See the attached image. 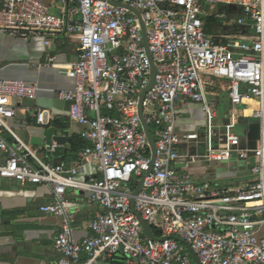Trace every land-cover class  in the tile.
Listing matches in <instances>:
<instances>
[{"label": "built area", "instance_id": "2783aa9c", "mask_svg": "<svg viewBox=\"0 0 264 264\" xmlns=\"http://www.w3.org/2000/svg\"><path fill=\"white\" fill-rule=\"evenodd\" d=\"M59 1L57 14L41 0H0V32L64 33L79 47L75 87L58 93L71 103L70 119L87 126L80 135L88 143L75 165L45 161L13 131L8 121L17 116L15 99L35 98L38 86L0 79V133L14 137L10 144L0 135L7 154L0 173L23 185L50 187L54 202L40 211L63 217L55 239L58 259L43 264H98L118 256L125 264H264V0ZM219 3L241 9L248 20L241 16L237 23L246 32L228 41L207 33L202 9ZM145 34L156 67L149 90ZM223 82L233 106L257 103L252 116L260 138L254 148L242 146L236 122L216 123L218 103L209 89ZM145 92L143 116L155 139V158L139 110ZM184 101L206 113L204 153L181 151L202 135L179 131ZM36 119L48 126L53 116L38 109ZM234 156L254 159L252 185L221 188L186 170L189 163L229 162ZM88 162L97 176L80 180ZM141 181L136 211L157 239L132 209ZM69 189L89 193L88 202L102 209L88 224L91 234L80 240L73 234ZM175 237L192 247L199 263Z\"/></svg>", "mask_w": 264, "mask_h": 264}, {"label": "crops", "instance_id": "0c3cea01", "mask_svg": "<svg viewBox=\"0 0 264 264\" xmlns=\"http://www.w3.org/2000/svg\"><path fill=\"white\" fill-rule=\"evenodd\" d=\"M41 1L52 5L57 0ZM58 13H61V7ZM78 54V44L64 33L26 36L0 32V79L21 80L38 86L35 98L15 99L17 116L9 119L8 124L45 161L65 166L75 165L80 151L88 143L80 135L87 126L72 121L70 102L58 97L59 91L72 90L75 87L73 64L77 62ZM228 87L229 84L223 82L209 89L210 96L217 100L218 112L221 111V124L236 122V131L242 146L254 148L260 138L259 121L252 116L257 103L245 101L241 105L233 106ZM38 109L51 112L53 119L50 125L37 123ZM200 112L203 117H199ZM204 113L203 107L198 103H181L179 131H204L207 123ZM52 131L65 141L61 156L43 148ZM0 135L8 143H14L10 132L5 130ZM72 147L75 148L73 152ZM186 147V144L182 145L181 151H189ZM6 156L0 149V164L5 162ZM253 163V158L240 160L235 157L229 162L189 163L186 170L196 178L215 182L221 188L248 187L255 181L251 173ZM183 166L185 165L180 168ZM94 176H97L95 164L88 162L78 178L88 180ZM66 196L68 206L76 219L73 234L80 240L91 234L88 224L102 209L88 202L87 192L69 189ZM54 199L52 189L46 185H23L0 173V264H43L58 259L55 239L61 229L63 217L40 211L41 205L52 203ZM261 235H264V227ZM98 264L125 262L120 256L110 261H100Z\"/></svg>", "mask_w": 264, "mask_h": 264}, {"label": "rangeland", "instance_id": "374dc122", "mask_svg": "<svg viewBox=\"0 0 264 264\" xmlns=\"http://www.w3.org/2000/svg\"><path fill=\"white\" fill-rule=\"evenodd\" d=\"M61 4L57 0L56 2H52L51 8L54 13H58V10H60ZM241 9L237 8L236 6H230L225 5L222 3L215 4L213 6L205 7L202 9L203 18L206 21V18H209L211 16L212 19L209 21L208 26H205L206 29L210 30V36L212 37H223V39L227 38L230 39L231 36H236L241 34V32L244 31L245 28L236 26L237 24V18L238 16H243L245 19L248 20V17L245 15H241ZM226 13L227 17H217V14ZM210 93V92H209ZM223 109V107H221ZM219 110V108H218ZM104 111V109H103ZM205 114V113H204ZM206 116V114H205ZM203 117V114L200 112V116ZM222 114L218 112V116L216 119L217 124H221ZM202 133L201 139L198 143L193 142L190 145H187L186 149L190 151V153H204L208 149V142L205 140V134L204 131H199ZM215 145L217 144V140L214 141ZM235 158V156L233 157Z\"/></svg>", "mask_w": 264, "mask_h": 264}, {"label": "water", "instance_id": "95a60500", "mask_svg": "<svg viewBox=\"0 0 264 264\" xmlns=\"http://www.w3.org/2000/svg\"><path fill=\"white\" fill-rule=\"evenodd\" d=\"M135 12L140 16V13L138 11L135 10ZM145 45L147 47V51H148V55L152 61V58H151V55L149 53V50H148V42H147V38H146V34H145ZM155 74H156V67H155V64L153 63L152 61V78H151V83L148 87L147 90L150 89V87L153 85L154 83V80H155ZM146 90V92H147ZM145 93H143L142 97H141V100H140V116H141V119H142V122L144 124V127L148 133V136H149V139H150V142H151V145L153 147V150H154V153H153V158H155V152H156V145H155V139L150 131V127L149 125L147 124L144 116H143V108H142V102H143V99H144V96H145ZM70 102V101H69ZM71 104V103H70ZM65 144V141L61 140L60 138L57 137V135H55L54 131H52L48 136H47V141L44 145V149L49 151V152H52L53 154L55 155H62V151L64 150V145ZM143 181H141L139 183V185L137 186V188L135 189L134 191V194H133V198H132V209H133V212L136 213V215L140 218L141 220V223L144 227V230L145 232L152 238V239H157L155 233L153 232V230L151 229V227L148 225V223L142 218V216L140 215L139 212L136 211V207H135V202H136V196L139 194V192L141 191L142 187H143ZM175 239H177L178 241L184 243L187 248L190 250L192 256L194 257L195 261L198 262V257L196 255V253L194 252V250L192 249V247L184 240H182L181 238L179 237H175ZM199 263V262H198Z\"/></svg>", "mask_w": 264, "mask_h": 264}, {"label": "trees", "instance_id": "16d2710c", "mask_svg": "<svg viewBox=\"0 0 264 264\" xmlns=\"http://www.w3.org/2000/svg\"><path fill=\"white\" fill-rule=\"evenodd\" d=\"M242 13V12H241ZM241 15H243V13L241 14ZM212 17L213 16H211V17H209V18H206V26H208V24H209V21L212 19ZM238 17H241V16H238ZM237 25L236 26H238V27H242V28H245L244 29V31L243 32H241V33H244V32H246L247 31V29H246V27H244L243 25H239L238 23H236ZM206 31H207V33H209L210 34V30H208V29H206ZM225 41H228V39H225ZM73 148V147H72ZM73 151H75V148H73V150H72V152ZM120 256H118L117 258H119ZM122 258V257H121ZM116 259V258H115ZM124 259V258H123Z\"/></svg>", "mask_w": 264, "mask_h": 264}]
</instances>
